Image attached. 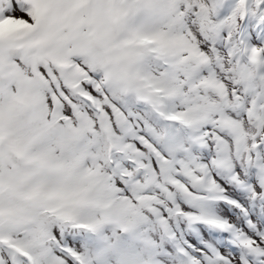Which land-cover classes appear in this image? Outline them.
Here are the masks:
<instances>
[{
	"label": "snow or ice",
	"instance_id": "6c2138e0",
	"mask_svg": "<svg viewBox=\"0 0 264 264\" xmlns=\"http://www.w3.org/2000/svg\"><path fill=\"white\" fill-rule=\"evenodd\" d=\"M0 264H264V0H0Z\"/></svg>",
	"mask_w": 264,
	"mask_h": 264
}]
</instances>
